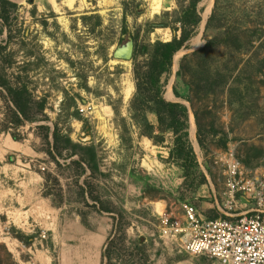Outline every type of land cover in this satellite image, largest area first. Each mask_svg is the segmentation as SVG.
<instances>
[{"label":"rangeland","instance_id":"rangeland-1","mask_svg":"<svg viewBox=\"0 0 264 264\" xmlns=\"http://www.w3.org/2000/svg\"><path fill=\"white\" fill-rule=\"evenodd\" d=\"M7 1L17 8L8 10L5 23L0 20V68L11 81L20 76L45 107L42 113L33 108L36 121L18 130L8 125L4 133L5 125L0 126V264H15V231L44 246L53 237L63 243L76 219L91 230L108 227L110 233L111 214L99 211L93 198L113 215L123 211L127 239L141 249L136 260L217 264L185 255L159 238L160 219L181 221L184 204L203 218L219 217L225 193L219 160L230 150L246 171L264 168V0L198 5L196 34L160 81L163 98L187 109V127L168 132L162 145L139 135L129 103L135 94L134 63L144 69L146 62L136 49L171 40L168 28L150 27L177 9L176 0ZM128 41L134 46L131 60L115 59L113 53ZM6 113L0 101V124ZM147 118L156 125L154 115ZM54 125L73 144L94 148L98 171L93 176L70 164L77 158H66L64 141L62 157L54 154L59 167L46 155L52 141L48 145L38 127L53 130ZM177 137L189 141L193 161L169 157ZM127 243L129 252H136ZM129 252L122 251L113 264H126Z\"/></svg>","mask_w":264,"mask_h":264},{"label":"trees","instance_id":"trees-1","mask_svg":"<svg viewBox=\"0 0 264 264\" xmlns=\"http://www.w3.org/2000/svg\"><path fill=\"white\" fill-rule=\"evenodd\" d=\"M202 1L176 0L177 9L171 13L164 12L161 15L162 22L152 24L150 27L168 28L172 34L171 40L167 42L157 40L152 44L140 46L136 49L139 55L146 57V62L144 69L136 62L134 63L135 94L129 103V111L139 135L148 138L154 144L162 145L168 132L187 127V109L179 103L168 102L163 98L160 81L164 75L169 74L174 55L195 36L200 23L198 5ZM16 8L15 4L7 0H0V20L5 23L9 14L8 10H15ZM169 18H171V21H168ZM156 19H159V16H156ZM0 49L3 48L0 46ZM11 79L6 74L5 68H0V101L7 112L5 117H3L2 124H0V126L5 125L1 130L4 133H7L6 128L8 125L18 130L25 122H35L36 119L32 114L33 108H36L38 113H42L45 107L44 100L37 102L32 98L20 76H16L14 81H11ZM148 114L155 116L156 125L148 121ZM38 128L45 131L43 139L48 145H50L48 139L50 138L52 141L51 152L47 151L46 155L52 159L56 167H59L56 156L62 157L59 143L64 141L66 146L63 149L69 152L66 158H77L70 160V164L81 170L82 175L89 172L88 177H91L98 171V157L93 147L73 144L68 136L60 134L56 125H54L53 130L48 126H39ZM9 135L13 141L20 140L14 134ZM198 142L201 146L202 142L200 140ZM169 157L173 160L182 159L184 162L188 158L193 161L194 154L189 141L181 137L175 138ZM53 181L58 185L57 178H53ZM79 188L89 196L86 187L79 186ZM93 201L99 205V211L111 214L110 217L113 222L111 232L102 251V264H113V262L119 260L122 251L129 252L130 247L127 242L130 243V246L134 245L131 247L136 252H129V260L126 264H146L147 260H140L139 258L136 260L138 257L136 253H139L141 249L137 247V244H133L127 239L125 232L127 225L124 222L123 211L113 215L111 209L103 207L99 198H93ZM81 223L86 227L83 222ZM112 234H116V236ZM11 236L25 246H30L34 239L32 235L25 236L19 231L13 232Z\"/></svg>","mask_w":264,"mask_h":264},{"label":"built area","instance_id":"built-area-1","mask_svg":"<svg viewBox=\"0 0 264 264\" xmlns=\"http://www.w3.org/2000/svg\"><path fill=\"white\" fill-rule=\"evenodd\" d=\"M219 161L225 176L219 217L203 218L184 204L181 221L161 217L159 238L181 253L218 264H264V168L246 171L231 150Z\"/></svg>","mask_w":264,"mask_h":264},{"label":"crops","instance_id":"crops-1","mask_svg":"<svg viewBox=\"0 0 264 264\" xmlns=\"http://www.w3.org/2000/svg\"><path fill=\"white\" fill-rule=\"evenodd\" d=\"M108 235V227L91 230L76 219L63 243L59 244L52 232L50 246L42 245L36 238L30 246L17 242L19 247L12 259L15 264H102V251ZM185 263L178 261L176 264Z\"/></svg>","mask_w":264,"mask_h":264},{"label":"water","instance_id":"water-1","mask_svg":"<svg viewBox=\"0 0 264 264\" xmlns=\"http://www.w3.org/2000/svg\"><path fill=\"white\" fill-rule=\"evenodd\" d=\"M133 49H134L133 42L128 41L124 46L118 48L113 53V56L115 59L129 61L132 58Z\"/></svg>","mask_w":264,"mask_h":264},{"label":"bare ground","instance_id":"bare-ground-1","mask_svg":"<svg viewBox=\"0 0 264 264\" xmlns=\"http://www.w3.org/2000/svg\"><path fill=\"white\" fill-rule=\"evenodd\" d=\"M63 1V0H62ZM209 1V0H208ZM169 2V0L167 1V2H165V3H168ZM210 3H211V1H209V3H208V8H209V6H210ZM70 5V4H69ZM205 18H206V16L204 15L203 16V18H202V22H201V25L203 24V22L205 21ZM196 44V43H195ZM177 60V59H176ZM131 90H132V87H128L127 89H126V91H125V98H128L129 97V95L131 94ZM190 126H191V132H192V135L194 134V126H193V122H192V119H191V121H190Z\"/></svg>","mask_w":264,"mask_h":264}]
</instances>
